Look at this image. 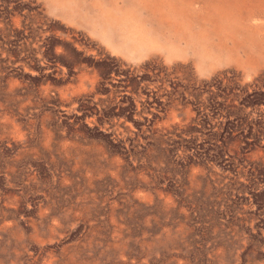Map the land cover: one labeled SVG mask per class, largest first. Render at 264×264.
Here are the masks:
<instances>
[{"label":"rangeland","instance_id":"374dc122","mask_svg":"<svg viewBox=\"0 0 264 264\" xmlns=\"http://www.w3.org/2000/svg\"><path fill=\"white\" fill-rule=\"evenodd\" d=\"M57 1L0 0V264H264V0Z\"/></svg>","mask_w":264,"mask_h":264},{"label":"bare ground","instance_id":"6f19581e","mask_svg":"<svg viewBox=\"0 0 264 264\" xmlns=\"http://www.w3.org/2000/svg\"><path fill=\"white\" fill-rule=\"evenodd\" d=\"M181 1V0H180ZM238 1H240V0H235L234 2V4H232L231 6H230V8H236V6H237V8H239V7H241V3H239ZM57 2H59V5L60 6H62V5H64V6H68L69 5V3L71 2V0H59V1H57ZM144 3L145 4H154V3H148V1L146 0V1H144ZM143 3V4H144ZM181 3V2H180ZM181 5V4H180ZM179 8H181V7H179ZM135 10H134V8L132 7V8H130V11H129V13L130 12H134ZM121 19V18H120ZM144 37H142V38H140L139 39V41H136V44H142L143 42H144ZM144 44V43H143Z\"/></svg>","mask_w":264,"mask_h":264}]
</instances>
